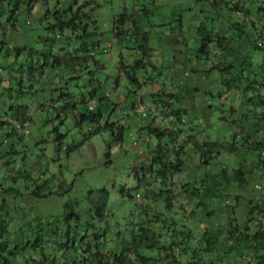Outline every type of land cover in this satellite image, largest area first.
Listing matches in <instances>:
<instances>
[{"label": "rangeland", "instance_id": "rangeland-1", "mask_svg": "<svg viewBox=\"0 0 264 264\" xmlns=\"http://www.w3.org/2000/svg\"><path fill=\"white\" fill-rule=\"evenodd\" d=\"M230 1L234 6L238 0ZM214 2L219 5L216 11L222 12L216 26L237 39L224 50L225 58L236 66L249 67L256 75L264 50L253 52L252 41L264 43V27H260L264 17L255 11V0L244 3L250 12L234 10L236 19H228L230 12L222 9L224 3L220 0H34L32 7L26 5L23 9L16 29L10 28L11 23L2 24L8 48L0 56L5 68L0 71V122H4L0 127V218L9 223L7 230L12 238L5 254H10L12 262L70 264L67 257L72 252L61 245L67 226L58 225L55 218L72 208L81 220L78 241L84 238L85 243H96V229L105 222L109 224L106 244L99 250L104 255L119 252L122 242L131 239L132 230L140 222L160 235L162 248L144 251L158 256V264H193V260L194 264H253L255 253L264 254L260 245L245 250L233 247L234 241L226 233L209 255L202 249L205 231L227 227L231 218L240 228L248 224L249 234L264 231V211L250 213L252 205L264 201V192L257 187L264 186V149L262 153L248 152L238 140L236 145L242 147L238 154L221 148L212 164L205 166L192 144V139L232 141V136L239 134L248 146L249 124L257 121L248 111L240 126L230 124L234 117H240L244 92L222 89L221 72L212 68V60L200 56L201 41L196 32L199 19L193 16H203L201 7L209 9ZM71 5L73 10L79 8V14L90 17L83 19L86 31L91 33L87 52L76 50L83 40V30L60 27L65 19H58V10H68ZM140 6L153 16L147 18V10L142 11ZM234 20L240 29L232 28ZM94 41L97 46L91 49ZM146 45L150 51L145 50ZM16 47L24 48L17 51ZM71 56L76 57L72 66L66 64ZM126 70L137 79L132 80ZM7 85L13 88L8 96L3 89ZM92 88L97 91L90 98ZM162 91L177 94L180 102L168 97L165 103L171 104L170 109L164 106L168 111L157 105L153 94ZM84 97L88 102H81ZM71 100L66 114L61 109ZM101 102L103 117L99 123L74 119L72 110L80 113L90 107L96 111ZM12 105L16 107L12 109ZM175 105L187 111L180 122L170 112ZM223 114L229 125L222 119ZM153 115L152 126L160 125L166 133L149 128ZM107 121L109 127L104 126ZM261 127L254 141L264 140ZM95 128L99 131L94 132ZM174 135L176 142L172 140ZM191 135L195 136L188 140ZM60 141L61 148L57 149ZM159 145L174 162L176 149L184 145L180 150L182 170L168 174L167 186L173 184L162 196L158 193L165 186H160L159 176L155 170H146ZM10 148H14L12 154L7 153ZM223 167L231 173L234 168L250 170L249 183L221 188L223 195L208 200L206 207L199 205L200 198L183 193V183L199 180L204 174H219ZM123 188L132 196L123 194ZM106 191L105 222L85 229L86 221L94 214L91 200ZM207 210L210 215H206ZM172 217L175 231L168 226L174 223ZM37 223L46 229L42 249H34L30 241L23 239L37 235V230L32 231ZM54 230L56 235L52 234ZM172 240L182 242L172 248L175 258L166 255ZM194 250L199 251L196 258ZM73 254H77L75 250Z\"/></svg>", "mask_w": 264, "mask_h": 264}, {"label": "trees", "instance_id": "trees-1", "mask_svg": "<svg viewBox=\"0 0 264 264\" xmlns=\"http://www.w3.org/2000/svg\"><path fill=\"white\" fill-rule=\"evenodd\" d=\"M206 0H196V2H203ZM224 3V7L222 9L228 10L230 12V15L228 19H236L234 18L233 11L234 10H241L242 12H250V7L246 6L247 0H243L242 3H240L241 0H238L234 3V6H232L230 3V0H220ZM245 3V4H244ZM34 4V0H0V36L3 37V39H0V56H2L5 53V49L8 48V40H7V31L6 29H3L2 24L4 22L11 23L12 29H16L18 19L20 14L22 13L23 9L25 7L29 6L32 7ZM74 4V3H73ZM27 5V6H26ZM241 5V6H240ZM141 10L146 9V7H141ZM219 8V5L214 2L212 5H210V8L201 7L200 12H203V16L198 17L199 14L194 15V19H199V23L197 25L196 32L199 36V39L201 41V53L200 56H204L207 59L212 60V68L217 69L222 74V89H226L228 91L231 90H243V102L241 103V111H240V117H234L233 121L231 120L230 124H232L233 127L240 126L243 121H245V116L248 117V111L252 112V116L257 118V121H252L249 124V129L251 131V134L247 136V142L249 143L248 146L245 145L244 136H240L239 134H234L232 136V141H224V142H210V141H199V140H193L192 144L196 148L198 152H200L202 157L203 165L210 166L212 162L214 161V158L216 157L215 154L220 152L221 148L229 153H237L238 150L240 151L242 147L248 151V152H260V150L264 149V140H256L254 141L255 134L262 129L261 126L264 127V51L263 56L261 59V63L257 65V69L259 72L255 74H252L249 70V67L246 66H236L232 62L233 60H227L225 58L224 50L228 49V44L233 41H237V39L234 37V35L226 34V29L220 27L218 28L216 26V21L222 16L221 11H216ZM79 8L77 10H73V5H71L68 10L59 11V18L58 19H65L62 21L60 27L63 29L64 27L73 28L77 32L84 31L80 38H82V42L78 49H76L78 52H87L89 48V43L87 42V39L90 37V32L86 31V25L83 24V19H89L88 14H79ZM74 11V12H73ZM255 11L258 13V16L264 17V0H255ZM147 18H150L153 16L154 13L149 12V10L144 11ZM67 16L69 18L67 19ZM218 18V19H217ZM242 26V25H241ZM261 28L264 27V23L261 24ZM232 28L237 30V28H241L239 22L236 20L232 23ZM264 32V29L262 30ZM240 34H238L239 36ZM145 41L147 42V37L143 36ZM5 44V46L1 47ZM97 46V43L94 41L92 43V48L95 49ZM24 48V47H23ZM23 48L16 47L17 51L22 50ZM214 49V50H212ZM252 49L253 52L256 50L261 51L264 50V43L262 41L253 40L252 41ZM145 50L150 51L151 48L146 45ZM5 55V54H4ZM81 58V57H80ZM79 58V59H80ZM76 57L71 56L69 57L66 64L68 65H74L72 64V61H74ZM219 60V61H218ZM235 60V59H234ZM250 60H247V62ZM250 64H253V61L250 62ZM216 65V66H215ZM215 66V67H214ZM2 69H5L0 64V71L2 72ZM127 71V75L132 79L136 80L137 77L135 74H132L129 70ZM224 85V86H223ZM4 91L7 93L11 92L13 88L9 85L3 87ZM96 88H92L90 91V98L94 97L96 95ZM154 95V101L157 103V105H161L162 107L166 106L168 110L170 109L171 104H166L165 101L168 97L178 98L177 103L180 102L179 96L175 93L166 92L164 93L159 92ZM72 96V95H71ZM74 101V99L72 98ZM72 100L66 103V106L62 108L64 112L69 113L71 108ZM100 100V99H99ZM103 99H101L102 101ZM225 101L230 104V101L228 99H225ZM82 103L88 102L86 100V97L82 98ZM160 102V104H159ZM14 106V105H12ZM16 106H14L12 109H14ZM74 109L77 108V103L74 102L73 105ZM231 107V105H230ZM165 108V107H164ZM166 109V108H165ZM69 110V111H68ZM167 110V109H166ZM167 110V111H168ZM73 111L74 119L78 122L89 120L90 122L99 123L101 121V118L103 117V102L100 103V105L97 106L96 111H93L92 108H88L85 112L78 113L76 110ZM74 111L76 113L74 114ZM185 111V114L187 113L186 109H184L181 106L175 105L170 112L173 113V116L176 118L177 121L180 122L182 120L183 115H185L183 112ZM232 112V111H231ZM231 114V113H230ZM172 116V117H173ZM67 117V115H66ZM26 118H23V120ZM222 119H224L228 124V118L227 115H222ZM154 120L153 119L149 123V128H151L153 131L158 133H166V129H163L160 125L157 127L152 126ZM176 121V122H177ZM4 122H0V124H3ZM27 124V121L26 123ZM236 124V125H233ZM229 125V124H228ZM105 127H109L110 124L107 121L104 125ZM1 128L4 127V124L0 126ZM101 127V126H100ZM94 132L99 131L98 129H93ZM8 134V131L5 135ZM173 135V133H171ZM195 135H191L188 137V140H191V138ZM173 142H176V137L172 136ZM238 140L243 142L242 147L240 148L239 145H236ZM215 143L216 146L213 144ZM175 144V143H174ZM62 145V142L57 143V149H60ZM184 145H181L179 149H176V155L177 159L176 161L169 160L167 155L168 151H164L162 149V145H159V148L157 149V154L154 157L153 163L146 168V170L154 171L157 173L160 178V181L162 184H160L161 190L158 193L159 195H163L164 192L167 190H170L171 184L167 186L166 179L168 177V174L172 175L174 172L182 170V158L180 156V150L183 148ZM261 150V153H262ZM68 151H70V148H68ZM182 151V150H181ZM14 152V148H10L7 150L8 154H12ZM259 153L260 155H262ZM217 155V154H216ZM251 171L246 170L243 168H234V171L229 172L226 170V167H223L219 174H204L199 180L194 181H187L182 184V190L183 193H185L187 196L192 198H200L199 205H203L206 207L208 200L216 197H221L223 195L222 189L225 190L229 189L231 186H233L235 183L238 184V186L248 184L250 181ZM121 192L125 195L132 196L131 193H126V191L121 189ZM108 191L104 192L103 194L98 195L97 199H92L91 202L95 206L94 214L91 217V220H87L85 223V229L95 227L96 224L100 223L102 225L103 222H105L104 217L107 213V204H108ZM161 198V197H160ZM169 198V197H168ZM236 198L238 199V196L236 195ZM160 200H163L162 198ZM66 207H69L68 204H66ZM259 209V212L264 211V201L259 204L256 203L255 205L251 206L250 213H253ZM69 211V212H68ZM68 213L63 214L60 217H56L55 220H57V224L59 225V222L61 225H66V231L65 235L61 236L62 242L61 245H63L66 249V251H71L72 255H70L67 261L70 262V264H158L159 257L152 254H147L144 251L149 249H160L161 243H160V235H156L155 231L151 232V228H145L144 222L136 223V229L132 230V237L127 242H122L121 249L119 252H113V254H107L104 255L99 250L102 249L103 245L106 244V234L108 232L109 224L106 222L102 227L99 226V229L97 230V233H95L96 236V243L88 241L85 243L84 238H81L80 241H78V227L81 226V220L79 214L72 208V210H67ZM145 213V212H143ZM211 211L207 210L206 215H210ZM157 216V215H156ZM0 218V264H15L16 262H12L10 260L11 256L10 254L7 255L5 252L8 250V246H10V240L11 235L10 231L7 230L9 223L7 222L6 218H3L1 216ZM12 218V216H11ZM10 218V219H11ZM94 219H96V223L94 224ZM175 219L174 217L171 218V221ZM166 221V220H165ZM170 221V222H171ZM174 222V223H173ZM175 222L172 221L173 224H169L168 226L172 229V231L176 230ZM55 223V221H54ZM166 223V222H165ZM226 224V223H225ZM228 226H221L217 227L215 229L206 230L203 234L202 240L205 245L203 247V251H205L206 254H210V252L215 250V246L219 242V238L222 234H225L230 236V238L234 241L232 244L233 247H239L241 250H245L243 248L245 247H253V249H257L260 245V248L262 249L264 247L262 243V239L264 238V231H257L253 234L248 233V224L245 225L244 229L240 228L239 225L234 224L233 219L231 218L230 221H228ZM36 225V224H35ZM35 225H32V231L37 230L38 233L35 237L32 239H29L26 235V237L23 236V239H26L31 242V245L34 249L37 248H43L41 244L44 242V240H47V236L44 234L46 229L42 228L40 226V223H37L36 227ZM226 228V229H225ZM154 230V229H153ZM183 232V231H180ZM236 232V234H234ZM239 232V234H238ZM56 231L54 230L52 234L56 235ZM207 233V234H206ZM234 234V235H233ZM263 235V237H261ZM77 238V239H76ZM229 238V237H228ZM22 239V240H23ZM182 242H179L178 240H172L170 241L169 245L170 248L166 249V255L171 256L175 258L172 248H174V245L180 246ZM92 247V249H91ZM214 248V249H213ZM73 250L77 253L76 255L73 254ZM69 251V252H70ZM9 253H12L10 251ZM198 250L193 251V257L196 258V254H198ZM251 253V252H249ZM80 254V255H78ZM158 255V254H157ZM255 258L257 259L253 264H264V254L257 255L254 254ZM258 256V257H257ZM199 258V256H198ZM41 261H38V264ZM26 263L30 264V261H26ZM192 263H196L195 260L192 261ZM62 264H66L65 262ZM209 264V263H205ZM250 264V263H248Z\"/></svg>", "mask_w": 264, "mask_h": 264}, {"label": "built area", "instance_id": "built-area-1", "mask_svg": "<svg viewBox=\"0 0 264 264\" xmlns=\"http://www.w3.org/2000/svg\"><path fill=\"white\" fill-rule=\"evenodd\" d=\"M257 187L259 188V190L261 192H264V186L263 185H257ZM253 259V256L250 254L248 255V260L251 261Z\"/></svg>", "mask_w": 264, "mask_h": 264}]
</instances>
